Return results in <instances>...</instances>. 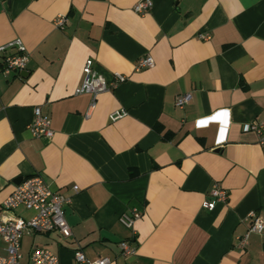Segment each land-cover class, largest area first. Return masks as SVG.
<instances>
[{"label": "crops", "instance_id": "0c3cea01", "mask_svg": "<svg viewBox=\"0 0 264 264\" xmlns=\"http://www.w3.org/2000/svg\"><path fill=\"white\" fill-rule=\"evenodd\" d=\"M139 1L0 0V47L20 39L30 55L20 75L0 73V217L40 175L70 197L72 236L24 235L23 262L44 247L59 264H77L76 251L109 264H264V231L237 247L250 213L264 220V146L244 129L264 120V0H151L145 14ZM146 56L154 66L137 70ZM88 60L108 83L126 77L93 109L75 94ZM35 107L51 140L28 129ZM116 111L126 114L111 121ZM214 185L227 200L207 209ZM134 210L132 230L120 218ZM122 241L136 254L123 256Z\"/></svg>", "mask_w": 264, "mask_h": 264}, {"label": "built area", "instance_id": "2783aa9c", "mask_svg": "<svg viewBox=\"0 0 264 264\" xmlns=\"http://www.w3.org/2000/svg\"><path fill=\"white\" fill-rule=\"evenodd\" d=\"M152 7L151 0H140L134 6L135 12L145 14ZM57 27H63L64 19L59 18L55 22ZM200 39L209 40L208 35H200ZM0 73L4 76L12 74L20 75L27 70L30 55L20 39H16L0 47ZM154 59L146 56L140 59L136 65L137 70L149 69L154 66ZM84 80L82 85L75 91L76 95L91 94L93 102L91 109L95 107L98 95L114 89L119 83L126 80L124 75H117L112 83H108L104 76L97 73L93 68L92 60H88L84 67ZM191 99L186 94L179 97L176 106L183 108ZM126 113L116 111L110 115L111 121L122 118ZM89 113L87 114V116ZM213 120L212 117L207 119ZM201 121H198V124ZM35 138L51 140L54 135L52 121L41 107L34 108V119L28 127ZM245 131L255 133L259 137V143L264 146V120L246 124ZM213 200L205 202L207 209H213L216 202H225L227 192L217 185L210 191ZM70 203V197L56 193L40 175L24 180L17 188L2 202L4 214L0 217V240L4 243V254H0V264H59V257L51 250L44 247H34L27 262H23L21 253L22 240L26 234H47L56 232L61 237L68 239L72 236V230L67 222L64 206ZM23 208L33 213L30 218H23L13 213ZM142 214L139 211H132L121 216L120 222L128 229H134L135 223L140 220ZM251 222L247 233L237 239V247L245 250L248 246L249 236L252 233L262 234L264 231V220L252 212L248 216ZM119 249L123 256L129 257L136 254V247L129 241L119 243ZM77 264H109V258H99L93 262L89 261L81 251L75 252Z\"/></svg>", "mask_w": 264, "mask_h": 264}, {"label": "snow or ice", "instance_id": "6c2138e0", "mask_svg": "<svg viewBox=\"0 0 264 264\" xmlns=\"http://www.w3.org/2000/svg\"><path fill=\"white\" fill-rule=\"evenodd\" d=\"M201 123L203 124V123H206V122L202 121Z\"/></svg>", "mask_w": 264, "mask_h": 264}]
</instances>
